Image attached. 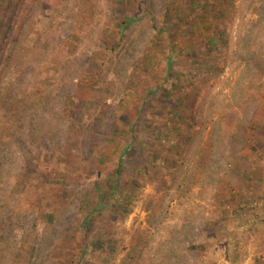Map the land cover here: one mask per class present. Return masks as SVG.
Wrapping results in <instances>:
<instances>
[{
  "label": "rangeland",
  "instance_id": "rangeland-1",
  "mask_svg": "<svg viewBox=\"0 0 264 264\" xmlns=\"http://www.w3.org/2000/svg\"><path fill=\"white\" fill-rule=\"evenodd\" d=\"M0 264H264V0H0Z\"/></svg>",
  "mask_w": 264,
  "mask_h": 264
},
{
  "label": "trees",
  "instance_id": "trees-1",
  "mask_svg": "<svg viewBox=\"0 0 264 264\" xmlns=\"http://www.w3.org/2000/svg\"><path fill=\"white\" fill-rule=\"evenodd\" d=\"M194 5L195 6H199V4L197 5L195 2H194ZM185 14L189 16V13H185ZM171 22H172L171 25L164 26V31L165 32H169V28H174L175 25L179 22L178 15H176V14L172 15ZM1 24H3V21H2ZM12 26H13V24H12ZM12 26H10V28ZM17 28L21 29V27H17ZM5 37H6V35H5ZM5 37L1 38V43H2V41L6 40L8 36L6 38ZM217 38L210 39V41H209L210 46L217 47V45H218V39ZM16 43H17V40L14 39V45H16ZM1 46H2V44H1ZM123 166H124L123 160L120 159L118 161V165H117V169L115 171V174H113V179H114V181H112L113 183L109 180L110 186H111L110 189H109V192L102 191V190L99 189V191L101 193V197L100 198H101L102 202H104L103 204H107L108 205L110 203V201L113 200V199H111V196H112V194L115 195L114 194L115 183H116V180L118 179V177H121V173L123 171ZM112 198H113V196H112ZM124 201L126 202V200H124ZM96 211L97 210L95 209L93 213L88 214L87 218L85 219V222L88 225V232H90V231L92 232V228H93V225L95 224V218H96L94 213H96ZM107 240H108L107 237L101 236V239L99 241L100 242V246H104L106 244Z\"/></svg>",
  "mask_w": 264,
  "mask_h": 264
}]
</instances>
